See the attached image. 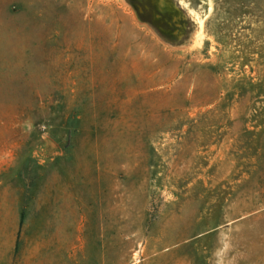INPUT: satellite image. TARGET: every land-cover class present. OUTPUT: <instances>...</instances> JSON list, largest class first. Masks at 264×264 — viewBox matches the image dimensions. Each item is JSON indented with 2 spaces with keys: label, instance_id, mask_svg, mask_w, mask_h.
Returning <instances> with one entry per match:
<instances>
[{
  "label": "rangeland",
  "instance_id": "obj_1",
  "mask_svg": "<svg viewBox=\"0 0 264 264\" xmlns=\"http://www.w3.org/2000/svg\"><path fill=\"white\" fill-rule=\"evenodd\" d=\"M0 264H264V0H0Z\"/></svg>",
  "mask_w": 264,
  "mask_h": 264
}]
</instances>
